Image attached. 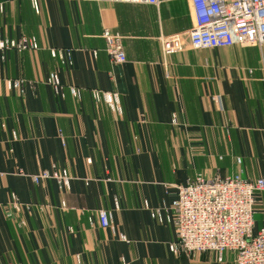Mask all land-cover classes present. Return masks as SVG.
<instances>
[{
	"label": "crops",
	"instance_id": "crops-1",
	"mask_svg": "<svg viewBox=\"0 0 264 264\" xmlns=\"http://www.w3.org/2000/svg\"><path fill=\"white\" fill-rule=\"evenodd\" d=\"M159 2L0 0V37H35L40 47L0 62L1 79L24 82L22 95L0 86V264H235L232 252L220 262L214 252L173 256L174 226L143 204L169 209L197 175L264 180V44L191 50L190 1ZM104 29L122 37L125 63L105 53ZM162 36L184 50L163 58ZM50 73L80 98L58 95ZM91 90L116 92L121 114ZM53 167L69 172V191L17 174ZM10 194L33 206L14 221L4 215ZM79 209L108 211L115 232ZM262 228L264 192H255L253 230Z\"/></svg>",
	"mask_w": 264,
	"mask_h": 264
},
{
	"label": "built area",
	"instance_id": "built-area-1",
	"mask_svg": "<svg viewBox=\"0 0 264 264\" xmlns=\"http://www.w3.org/2000/svg\"><path fill=\"white\" fill-rule=\"evenodd\" d=\"M100 3H135L153 7L159 6V0H83ZM192 14V27L188 31V45L191 50H207L242 48L261 46L264 44V0H189ZM36 10V3L33 1ZM104 40V51L113 64L126 62L122 46V37L108 29L101 34ZM39 44L35 37H22L11 40L0 37V62L5 53L14 51H38ZM160 50L163 58L178 54L184 50L177 36L160 38ZM96 55V52L94 53ZM52 58H57L61 64L68 62L61 51H50ZM46 84L51 86L61 97L67 92L72 98L79 99L81 92L76 87L64 88L57 75L50 73ZM9 92L24 93L22 80L1 79ZM91 96L96 102L105 104L112 112L121 114L119 95L116 92L91 90ZM171 124L177 125L176 115L171 116ZM15 138V135L13 133ZM239 162V160H237ZM28 177L34 184L53 180L61 191L70 190L72 178L66 169L53 167L50 171H41L36 175H28L23 171L17 173ZM264 192V180L247 181L240 174L221 177L215 175L204 177L197 175L177 187L176 195L169 209L165 207L150 208L144 202V209L150 217L159 223L167 222L175 228L176 241L169 245V252L175 256H191L197 253L214 252L218 261L222 260L224 252L235 255V264H264V228L254 232L253 207L254 193ZM33 206L23 204L15 194H10L4 206V215L13 220L23 212H30ZM61 209H66L61 202ZM81 214H87V220L92 225V215L102 229L114 228L111 225V214L98 210L92 214L79 209ZM163 212L165 215H163ZM23 220L16 221L17 228H23ZM118 239L126 242L124 235L118 234ZM121 264H126L122 261Z\"/></svg>",
	"mask_w": 264,
	"mask_h": 264
},
{
	"label": "rangeland",
	"instance_id": "rangeland-1",
	"mask_svg": "<svg viewBox=\"0 0 264 264\" xmlns=\"http://www.w3.org/2000/svg\"><path fill=\"white\" fill-rule=\"evenodd\" d=\"M227 2H231L232 0H226Z\"/></svg>",
	"mask_w": 264,
	"mask_h": 264
}]
</instances>
